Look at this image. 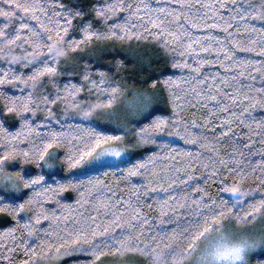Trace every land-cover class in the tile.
Listing matches in <instances>:
<instances>
[{
  "label": "snow or ice",
  "instance_id": "6c2138e0",
  "mask_svg": "<svg viewBox=\"0 0 264 264\" xmlns=\"http://www.w3.org/2000/svg\"><path fill=\"white\" fill-rule=\"evenodd\" d=\"M0 18V214L14 221L0 229V264L75 254L84 257L76 264H249L252 256L264 264V116L252 115L264 112V27L248 23L264 21V0H94L87 10L83 0H0ZM141 40L160 45L190 79L208 64L224 68V79H197L211 87L189 104L175 94L179 77L149 76L168 90L172 111L162 114L152 92L119 78L126 58L111 67L92 59L97 45ZM18 86L26 92L9 90ZM56 105L80 122L65 126ZM185 105L200 115L186 119ZM9 117L19 122L14 132ZM162 153L181 165L160 167ZM69 189L76 199L61 203Z\"/></svg>",
  "mask_w": 264,
  "mask_h": 264
},
{
  "label": "trees",
  "instance_id": "16d2710c",
  "mask_svg": "<svg viewBox=\"0 0 264 264\" xmlns=\"http://www.w3.org/2000/svg\"><path fill=\"white\" fill-rule=\"evenodd\" d=\"M67 2V0H65ZM84 2V8L87 10V8L91 7V3L94 2V0H83ZM155 2V0H153ZM171 2V0H169ZM194 2V0H193ZM204 0H201V3H203ZM76 4H80L81 0H75ZM74 6V5H73ZM195 11V9H194ZM201 11H203L201 9ZM227 14V13H225ZM3 20L0 18V23H2ZM29 23H34L32 21H27ZM135 22V21H134ZM211 23V21H209ZM249 24H253L256 28H261L264 27V21L260 20H251L248 21ZM243 27V24L241 25ZM204 30H196L197 35H203ZM213 34H219L223 35V33H220L219 30H212ZM252 36H255V33L252 34ZM237 38H241V36H237ZM251 38V36L249 37ZM101 48H106L108 51L103 52L100 51ZM19 51V50H18ZM96 52L98 53V56H93V60L99 59V62L101 64H104L106 67H111L112 62L114 59L119 58V59H125L126 58V66L125 69L120 73V79H123L125 81L126 86L129 89L132 88H138L140 90H148L154 94V99L158 101V106L161 109L162 114H170L172 109L171 105L169 103L170 97L168 94V90L164 87L162 83H159L156 86H153L151 84V80L147 79L149 76H151L152 79L160 80L161 79V73L164 75H171L174 78L179 77L181 81L183 82H178L176 85V92L175 94L177 96H181L182 98L186 99L189 104L195 103L196 99V93H207L211 87L209 83H205L203 85H200L197 83V79H208L210 80L212 75H215L217 72L220 73V76L217 78V80L214 83L219 84L220 80L224 79L225 76V69L222 68L218 64H208L205 65L204 68L202 69V74L197 77V79H190L188 76V70L185 69L183 72L180 69H173L171 67V64L174 62L170 56L163 50V48L156 44L153 41H143L141 40L138 44L137 42H120V41H113L109 42L104 45H97ZM77 55L79 56H88V51L85 50L84 52L78 53ZM214 55V54H213ZM240 56H247L250 58L254 59H260L261 57L259 56L258 53H238ZM204 59H209L208 56H204ZM199 59V57H198ZM223 59V57H221ZM134 62H135V68H134ZM143 62L144 63V69L142 71H138L136 69L139 68V64ZM189 63H193V61L190 59L188 61ZM7 64V61L0 60V69H3L5 65ZM10 67L14 68L17 72L20 71L21 66L20 65H10ZM25 74L29 71V69H25ZM233 73L231 71L227 72L228 76H231ZM145 79L147 80L146 83H142L141 80ZM61 81L65 80V76L59 77ZM72 79L77 80L79 77H73ZM231 83V81H229ZM256 86L259 87V81H257ZM50 89V86H47ZM9 90L14 93V94H24L26 92V89L22 87H16L15 89H11L9 87ZM226 91H231V89H224ZM191 94V97L189 96ZM82 100H87L88 97L86 94L81 95ZM179 103V101H178ZM214 102L209 101V105L211 106ZM200 105H203V101H200ZM187 108V111L183 112L182 115L186 119H192L193 116L198 117L200 115V106H197L195 109L188 107L187 105L184 106ZM55 111L58 113V115L61 117V123L65 124V126H68L69 124H75L79 123L80 120H65L62 118V108L60 105L54 106ZM210 110V109H209ZM231 110V109H230ZM207 111V110H206ZM41 116L43 113L40 114ZM252 115L259 120L261 116H264V112H261L260 110H257L256 112L252 113ZM203 121L200 119H197V124H202ZM213 124L217 126V131H224V129L219 128L220 125V120L215 119L212 121ZM5 126L8 127L9 131L14 132L18 127H19V122L15 119L12 118H7L5 120ZM253 127H255L253 125ZM197 129L193 127V131H196ZM207 131V130H206ZM241 131H245L244 129H241ZM215 134V133H214ZM178 147L183 148L185 151L189 152H196L199 151L200 149L198 146H194L191 144H185L183 140H178ZM227 142L222 141V145H226ZM243 143H247V140H243ZM148 151H153L154 149L151 146H146ZM256 147H259V144L256 145ZM141 152H144V149H140ZM228 151V148L226 146L221 147V152H226ZM169 157L167 153H162V159L158 162L160 167H178L182 163V158L181 156H176V159L169 164ZM261 159L260 154H257L252 163H255L256 160ZM19 167V162H16V167H13L10 169L11 173L13 175L16 174L17 168ZM26 167H30V165H26ZM202 171V169H200ZM179 179H183V175L180 174ZM182 187V186H181ZM107 195V194H105ZM63 199L61 200V203H71L73 200L76 199V193L73 192L72 190H67L65 193L62 194ZM48 207L49 208H54L55 203L49 201L48 202ZM85 211H87V206L85 207ZM14 223L12 221L11 217L7 215H2L0 214V229L6 228L11 226ZM41 224L43 226H47L44 221H41ZM19 259V255L16 257ZM121 258L119 257H109L107 260L102 261V264H118ZM256 256L250 257L249 264H256L257 261ZM56 261L57 264H76V261H83L84 257L79 254H75L74 256L70 258H64L62 261H58L54 258H50L49 261ZM140 264H143V259L140 258Z\"/></svg>",
  "mask_w": 264,
  "mask_h": 264
},
{
  "label": "rangeland",
  "instance_id": "374dc122",
  "mask_svg": "<svg viewBox=\"0 0 264 264\" xmlns=\"http://www.w3.org/2000/svg\"><path fill=\"white\" fill-rule=\"evenodd\" d=\"M47 264H57V262L52 260V261H48Z\"/></svg>",
  "mask_w": 264,
  "mask_h": 264
}]
</instances>
